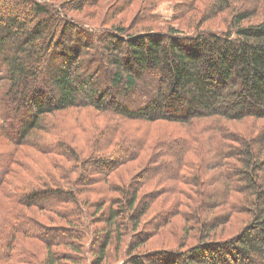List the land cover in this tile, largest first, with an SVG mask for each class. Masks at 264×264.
<instances>
[{
	"label": "trees",
	"instance_id": "16d2710c",
	"mask_svg": "<svg viewBox=\"0 0 264 264\" xmlns=\"http://www.w3.org/2000/svg\"><path fill=\"white\" fill-rule=\"evenodd\" d=\"M132 1L121 6L115 2L109 9L121 12ZM190 1L195 3L176 6L179 12L176 15L175 9L172 19L178 21L190 11L194 27L155 26L131 32L122 24L108 26L106 22L113 19L108 15L100 24H92L69 14L80 11L84 0L72 5H55L50 0H0V69L4 71L0 80L6 82L0 122L7 126L6 137L27 145L32 132L51 130L44 116L80 107L113 120L100 129L101 138L106 136L108 141L127 135L119 125L123 120L181 125L201 119L228 123L264 120V0H212L203 11L197 7L198 0ZM147 2L146 16H136L138 24L155 23L157 1ZM207 12L210 16L205 18ZM220 15H224L223 28L201 26ZM226 134L230 136L213 139L211 155L200 165L194 158L187 159L193 154L185 139L158 145L159 151L145 162L140 181L142 185L171 183L172 189L164 190L172 193L179 185L195 190L198 200L192 218L197 225L196 243L179 253L164 249L140 253L136 251L153 233L143 242L137 234L136 241H127V258L122 264H264V133L260 138ZM145 145V138L139 137L112 149L101 144L105 150L93 153L80 173L75 168L79 173L76 179H69L67 172L61 173V181L40 174L37 185L19 192H7L9 171L18 166L13 168L14 162L4 156L8 163L0 165L7 164V168L0 167V192L13 208L0 225V262L59 264L63 258L59 260L57 254L43 263L32 260L23 252L25 247L19 246L17 236L50 247L61 242L79 252L73 241L81 242L84 235L95 232L91 224L95 229V223L104 221L105 232L94 233L97 249L88 260V264H101L112 235L116 232L114 245L118 246L124 229L130 224L136 229L149 203L164 190L149 194L147 202L140 205L135 190L107 185L106 190L122 198L107 200L109 207L100 212L102 220L96 219L99 213L94 214L91 224L78 199L90 189L96 191L94 186L105 183L117 166L141 156ZM28 146L67 159L75 152L65 144L59 148L55 144L50 151ZM206 163L210 167L203 169ZM202 171L210 174L201 180ZM140 181L134 185L136 190ZM93 190L90 192L95 193ZM103 192L99 187L95 194ZM24 208L63 218L69 226L62 230L65 237L48 239V230ZM174 208L179 211L177 202ZM233 215H240L234 216L242 222L239 230L227 239L216 240L217 220L226 225ZM167 218H163L164 224Z\"/></svg>",
	"mask_w": 264,
	"mask_h": 264
},
{
	"label": "rangeland",
	"instance_id": "374dc122",
	"mask_svg": "<svg viewBox=\"0 0 264 264\" xmlns=\"http://www.w3.org/2000/svg\"><path fill=\"white\" fill-rule=\"evenodd\" d=\"M50 1L55 5H60L64 2H69V4L72 5L81 0ZM126 1L127 0H84L83 3L85 6L80 11L69 12V14L92 24H100L103 17L108 15L109 18H113L106 22L108 26L111 24H122L123 26L130 28L128 30L131 32L146 29L147 27L156 28L155 26L158 28L164 27L165 29L166 26L171 25L172 27L181 30H187V28L193 26V23L189 21L190 17L193 15V13H189L190 11L186 13L183 18L178 19V21L172 19L175 12L174 10L176 9V15L179 12V9L176 6L185 2L186 6H192L195 2H191L190 0H156L157 3L153 11L155 23L151 24L148 22L138 24L136 22V16L138 13L146 16L144 7L146 6L145 3H148L147 0H134L131 3L129 2L124 5L121 12L118 13H114L109 9L111 6L110 4L114 5L116 2L121 6ZM211 1L212 0H198L197 7H200L201 11H203ZM149 2H151V0H149ZM207 14V17L205 18L210 16L209 12H207ZM196 17L199 18L198 15ZM223 17L224 15L217 16L203 24L200 23L201 21L199 20V23L200 25L202 24V27L212 26L213 28H223V21L221 20ZM3 74V69H0V76ZM5 85L6 82L0 80V109L5 105L2 100L4 99L5 90L3 89V86ZM44 118V122L51 130L41 128L42 130L32 132L31 137H29V144H33L40 149L43 147L46 151L53 150L55 144L58 148L60 145L65 144L64 147H66V149L70 146L75 151L73 152V156L70 157L72 159L61 158L49 152L40 153L31 146H28L29 144L19 145L17 142L11 141V139L8 138L9 136L6 137L5 130L8 131L7 126L0 122V165L8 163V159L5 158L9 156V160L14 162L12 163L14 165L13 168L15 167V164L18 166L15 167V170L11 169V171H9L11 174L8 176L10 181L7 187V192H19L21 189H25L28 185H37V180L40 174L45 175L47 173V175L51 176H49V178L61 181V173L64 174L67 172L69 179H76L82 171L81 167L84 165L83 163L89 164L88 161L93 153L99 151L102 152L107 148L112 149L117 146L118 143L119 145H122L125 141L130 142L137 137L142 139L145 138L146 140V145L142 149L141 156L120 164L114 172L109 174L105 183L98 184L99 187L103 188L104 195L95 194L96 192L99 193L98 186H94L96 187V191L95 189H90L95 191V193L92 191L91 193L90 190H88L85 194H81L82 199L79 198L78 200L86 210L90 224L92 223V217L95 216L94 214L99 213L96 215V219L102 220L100 212L103 210L105 211L109 207L107 205L110 202H107V200L111 199L113 201L122 198L119 193H112L110 190H106L105 188L107 185L129 189V192H134L135 190L138 199L140 200V205L142 202H147L149 194L152 193L153 195V193H157L164 189H172L170 188L172 184L168 182L157 184L152 181L148 182L147 185H142L143 181H140V176L143 173V170H145L143 168L145 162L156 151H159L160 148L158 145L162 142L179 138L185 139L191 144V151L193 154V157L189 155L187 159L194 158L195 164L200 165V162L204 158H208V156L211 155V145L215 137L217 140L222 138V136L228 138V136H230L229 134H223L233 133L241 138H246L247 136L251 138H260L264 133V120L246 119L239 122L228 123L220 120L201 119L194 121L189 125L168 122L145 123L123 120L119 122V125L121 130H124L127 135L120 140L116 137L115 139L118 141L112 139L108 141L107 137L103 136L102 138L105 139V141L100 135L101 126L109 124L113 120H109L106 115L95 112L90 108L80 107L68 109L46 115ZM101 144L103 147L105 145L106 148H100ZM156 146L158 149H156ZM207 165L208 163H206L203 169L210 167H207ZM0 167L7 168V164L6 166ZM77 167L79 168V173L75 169ZM12 170H14V172H12ZM209 174V171L207 173L206 171H202L201 180L206 179ZM193 175L196 176V173H193ZM138 181H140L141 184L136 190L134 185ZM178 187H180V189H177L174 193L171 192L172 190H168L169 192L164 190V192L159 193L157 195L158 197L156 196L157 198L149 203V208L141 217L137 228L133 230L132 225L130 224L129 228L124 229L125 231L124 233L122 232V239L118 246L114 245L116 242L115 239L118 237L115 232L112 235L110 247L106 251L108 254L101 264L124 263L123 258H127L125 245L128 240L133 241L135 238L136 241L138 239L137 234L142 237L141 242H143V239L151 236V232L153 233L151 237L145 239L146 241L136 251L140 253L163 249L179 253L184 252L186 248L194 245L197 237V225L196 222L193 221L192 214H195V202L198 200L196 198L197 195H195V190L190 185H179ZM103 196H106V204L104 205L101 203V200L105 198ZM8 200L9 199L0 192V225L2 224L3 219L12 212L11 209L13 207L11 206V208H9V204L11 203ZM179 201L181 202V205L179 204ZM175 202L180 206L179 211L174 208ZM91 204H93V208L90 207ZM24 210H27L26 212L35 218L34 220H36L40 227L48 230V239L65 237L62 230L69 226L66 225L67 223L63 218L50 212L44 213L37 208H24ZM234 216L240 215H233L231 219L229 217L226 225H221L223 222L222 219L217 220L218 223H220V227L216 229V240L227 239L239 230L242 222ZM166 217H168V221L164 224L163 218ZM152 224L154 226H152ZM104 226V221L95 223V229L94 225L91 224V228L95 232L91 231L92 233L88 234V236L84 235V239H82L81 242L73 241L78 250L80 248L79 252H75L72 250L71 246H65V244H62L61 242L57 243V241L56 243L58 245L50 247L44 242L27 239L21 235H18L17 238H20L19 246L25 247L23 252L32 256V260L37 259L43 263L51 255H55L57 258V254L58 257H60L58 258L59 260L63 258L62 261L58 262L59 264H88V260L92 259V254L97 249L93 235L94 233L101 234L102 232H105ZM92 237L93 241H90ZM0 264H9V262L5 260L1 261Z\"/></svg>",
	"mask_w": 264,
	"mask_h": 264
}]
</instances>
